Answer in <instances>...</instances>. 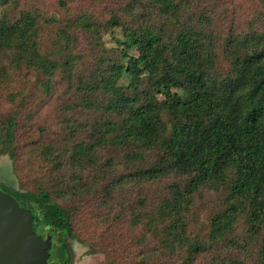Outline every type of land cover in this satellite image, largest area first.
<instances>
[{
    "label": "trees",
    "instance_id": "1",
    "mask_svg": "<svg viewBox=\"0 0 264 264\" xmlns=\"http://www.w3.org/2000/svg\"><path fill=\"white\" fill-rule=\"evenodd\" d=\"M19 2L2 0L11 11ZM185 2L130 0L105 8L107 21L89 12L70 21L67 27L100 36L86 60L84 51L70 53L79 42L67 33L55 54L42 53L35 17L5 15L7 20L0 21V86L9 81L11 69H34L48 77L42 95L52 98L61 67L77 106L93 115L89 125L62 119L64 132L53 137L48 123L43 124L42 134H51L38 143L52 162L47 185L38 192L11 189L19 204L34 214L37 233L56 242L58 261L53 263L51 255V264H67L68 238L82 242L75 221L86 214L87 202L105 212L112 233L117 218H129L139 231L122 245L134 249L127 257L140 249L142 264H170L173 255L180 258L178 264H196L197 254L223 240L227 247H240V238L229 237L242 219L249 233L246 244L262 247L256 264H264V25L258 23L251 34L226 42L223 54L229 68L222 74L214 34L204 29L211 17L201 13L183 20ZM61 4L67 8L64 0ZM103 33L112 34L114 47L106 46ZM59 55H64L63 63ZM83 61L89 66L76 70ZM28 98L22 101L28 103ZM69 110L56 104L52 112L61 119ZM21 116L22 110L10 108L0 128V155H9L15 170L30 139ZM79 132L86 137L70 146V136ZM136 187L141 192L137 207L117 199ZM209 191L222 198L224 208L212 214L203 240L192 234L191 223ZM205 206L211 207L207 202ZM109 244L101 235L93 252L106 253ZM110 250L122 259L115 248ZM213 264L242 263L215 256Z\"/></svg>",
    "mask_w": 264,
    "mask_h": 264
},
{
    "label": "rangeland",
    "instance_id": "2",
    "mask_svg": "<svg viewBox=\"0 0 264 264\" xmlns=\"http://www.w3.org/2000/svg\"><path fill=\"white\" fill-rule=\"evenodd\" d=\"M64 1L68 3L67 8L62 6L61 0H20L18 5L15 4L14 11H11V5L5 8L1 0L0 21L7 20V18H19L23 15L35 17L37 19V34L42 53H50V56L51 54H55L54 49L62 46L64 33H67V35L76 38L77 42H79L76 43V48L70 51V53L76 55L84 51L83 55H85L84 58L86 60V58H91L88 54L89 48L100 36L85 34L84 32H80L79 29L67 27L69 22L86 12L92 13V15L98 16L99 19L107 21L109 15H105V8L111 9L116 3L122 4L130 2V0H108L105 3L100 2L98 4H91L85 0H76L74 2H72V0ZM185 1L182 9L186 12V15L183 20L189 21L191 18L198 17L201 13L211 17V23L204 26V29L214 34V47L219 54L217 69L220 73L225 74L229 68V63L223 54L226 42L234 36L242 37L251 34V31L259 26L258 23L264 25V0ZM5 15H7V18L3 19ZM155 19L156 16L151 19L153 23H155ZM101 39L107 47H114L115 44L111 33H103ZM132 53L135 54V51ZM63 56L64 55H59V63L64 62L62 60ZM84 61L77 65L76 70H80L79 68L84 70L82 67V64L85 65ZM4 63L9 64L8 62ZM10 69L11 67H9V71ZM62 71L63 69L60 67L54 78L56 91L52 98L49 97L45 99L42 95V83L45 77L44 74L40 75L34 69H27L24 67L22 69H11L9 81L0 86V128L2 127V119L9 115L10 108L15 106L22 110L20 122L26 127V130L28 129L26 134L30 138L29 140L25 139V145L23 144L22 146V157L18 163L20 168H16L15 170V163L11 160L9 155H0V183H3L0 184V189L10 195L13 194L11 189L22 192H27V190L38 192L47 185L45 181L51 171L52 162H49L45 155H43V144L38 145V143L46 139V137L49 139L51 134H42L41 127L43 124L48 123V129L49 131H53V137L56 134L64 132V127L61 126V121H64L62 119L67 120L68 117H70L69 120H73V122H68L74 124L81 122L84 123V125H89L93 118L91 113L88 115L87 110L77 106L79 101L74 90H70V84L66 82ZM47 79L48 77L45 78V80ZM121 83L124 84L123 81H121L120 84ZM24 93L25 95L23 96ZM14 96H17L15 103L12 102ZM23 97L25 100L29 97L28 103L22 101ZM56 104L65 105L72 110H69L68 113H63L62 118L58 119L56 113L52 112ZM85 133L86 132H79L78 135H74V138L70 136V146L79 138L80 140L85 138ZM120 153L122 154V152ZM105 156H108V154ZM114 156H117L116 151L115 154H113V157ZM118 157L119 156H117V158ZM92 173L96 176L94 171ZM3 174L4 177H2ZM175 181V179H169V182ZM118 195L119 197L117 199L126 201L125 205H129V207H137V202L141 198V192H139L137 187L133 190L130 189L123 195ZM205 195L208 198L206 197V199L200 202V210L196 213L191 223L192 234L200 235V238L203 240H206L209 235L212 214L224 208L223 200L217 194L209 191L206 192ZM205 202L209 203L211 207H206ZM87 205L88 210L86 214L75 221L76 233L82 242L76 238H68L66 242L69 249V263L142 264L140 249L135 251L133 257H127V254L133 252L134 249H130V251L125 250V247L122 245V243L128 244L131 242V240L135 238V231H139L130 226L129 218H127L126 222L117 218L115 220L116 223L113 225L114 233H112L109 230L108 224L104 222L105 215L103 213L105 212H102L95 206L92 208L93 204H89L88 202ZM119 209L120 206L119 208L115 207L113 214L119 212ZM246 228H248L246 219H242L236 233L229 237L230 239L240 238V247H227V240L220 241L209 251L197 254L195 257L196 264H213V257L215 256L225 259L229 258L238 262L240 261L242 264H256L257 257L262 247L260 248L257 242L246 244V241L249 240V233H246ZM118 230V234L122 235L117 236L116 231ZM101 235L106 243H110L109 247L105 249L106 253L93 252V248L97 247L99 240H101ZM55 244L56 242L54 243L52 252L54 256L53 263L58 261L57 254L59 253V249ZM112 247L117 250L116 252L119 256H122V259H117L112 253L113 251L110 250ZM108 253L110 255L106 257ZM119 261H121V263ZM169 262L170 264H178L181 261L178 255H173L170 256Z\"/></svg>",
    "mask_w": 264,
    "mask_h": 264
},
{
    "label": "water",
    "instance_id": "3",
    "mask_svg": "<svg viewBox=\"0 0 264 264\" xmlns=\"http://www.w3.org/2000/svg\"><path fill=\"white\" fill-rule=\"evenodd\" d=\"M34 222L30 209L0 189V264H49L52 236L44 239Z\"/></svg>",
    "mask_w": 264,
    "mask_h": 264
},
{
    "label": "flooded vegetation",
    "instance_id": "4",
    "mask_svg": "<svg viewBox=\"0 0 264 264\" xmlns=\"http://www.w3.org/2000/svg\"><path fill=\"white\" fill-rule=\"evenodd\" d=\"M44 239H46V237H45ZM52 242H53L52 248H54V243H55V241L53 240V238H52ZM66 246H67V248H66V256H67V261H66V263H67V264H70V263H69V258H68L69 249H68V245H67V243H66ZM51 251H52V249L50 250V253H51V255L53 256V254H52ZM50 257H51V256H50ZM50 259H51V258H50ZM50 259H49V261H48L49 264H51Z\"/></svg>",
    "mask_w": 264,
    "mask_h": 264
}]
</instances>
